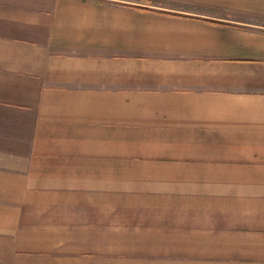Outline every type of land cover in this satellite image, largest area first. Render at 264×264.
Listing matches in <instances>:
<instances>
[{
  "label": "crops",
  "instance_id": "crops-1",
  "mask_svg": "<svg viewBox=\"0 0 264 264\" xmlns=\"http://www.w3.org/2000/svg\"><path fill=\"white\" fill-rule=\"evenodd\" d=\"M0 264H264V0H0Z\"/></svg>",
  "mask_w": 264,
  "mask_h": 264
},
{
  "label": "rangeland",
  "instance_id": "rangeland-1",
  "mask_svg": "<svg viewBox=\"0 0 264 264\" xmlns=\"http://www.w3.org/2000/svg\"><path fill=\"white\" fill-rule=\"evenodd\" d=\"M235 19L242 20L243 22H250V21H258L256 18L249 17V16H243V15H234L233 16Z\"/></svg>",
  "mask_w": 264,
  "mask_h": 264
}]
</instances>
